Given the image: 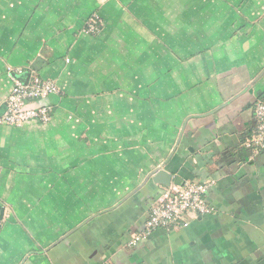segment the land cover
I'll return each instance as SVG.
<instances>
[{
  "label": "crops",
  "instance_id": "1",
  "mask_svg": "<svg viewBox=\"0 0 264 264\" xmlns=\"http://www.w3.org/2000/svg\"><path fill=\"white\" fill-rule=\"evenodd\" d=\"M199 1L0 0V116L15 79L61 88L50 122L0 126V264H264V0ZM158 169L213 179V212L130 247Z\"/></svg>",
  "mask_w": 264,
  "mask_h": 264
},
{
  "label": "built area",
  "instance_id": "2",
  "mask_svg": "<svg viewBox=\"0 0 264 264\" xmlns=\"http://www.w3.org/2000/svg\"><path fill=\"white\" fill-rule=\"evenodd\" d=\"M101 24L99 16H93L86 25V33L98 34ZM60 93L61 88L54 80L34 76L26 83L21 79H15L12 91L5 102V112L0 116V126L21 128L30 122L40 124L50 122L52 108L46 101ZM254 124L253 135L246 143V147L257 154L264 150V99L257 101L254 106ZM214 184L213 179H207L183 181L165 188L152 205L144 227L132 236L128 245L137 246L159 229L186 228L190 216L210 215L213 208L207 202L206 195Z\"/></svg>",
  "mask_w": 264,
  "mask_h": 264
},
{
  "label": "rangeland",
  "instance_id": "3",
  "mask_svg": "<svg viewBox=\"0 0 264 264\" xmlns=\"http://www.w3.org/2000/svg\"><path fill=\"white\" fill-rule=\"evenodd\" d=\"M182 3H183V6L185 8L187 5L190 4V0H183ZM239 3L240 2L238 0H231V1H228V2L215 1V0H211V1L205 0L204 2L199 1L198 7L204 6L206 8V6H208L212 10L216 9L218 11H221L223 8L225 9V7L229 6L230 8H232L234 10H237ZM167 4H168V7H167L168 9L169 8L174 9V8H176V5L178 6V3L176 4L175 1L167 2ZM92 15L95 16V15H99V14L98 13H93ZM89 19H87V21L85 22L83 28L81 29V31H80L81 34H87L85 30H86V25H87ZM248 25H249V23H248Z\"/></svg>",
  "mask_w": 264,
  "mask_h": 264
},
{
  "label": "water",
  "instance_id": "4",
  "mask_svg": "<svg viewBox=\"0 0 264 264\" xmlns=\"http://www.w3.org/2000/svg\"><path fill=\"white\" fill-rule=\"evenodd\" d=\"M24 82L28 83L29 82V79L28 80H25ZM156 176H154V181L157 182V183H161V184H164L166 186H170L171 183H172V174H168L167 172L161 170V169H158L156 171ZM167 178L165 181L164 178Z\"/></svg>",
  "mask_w": 264,
  "mask_h": 264
}]
</instances>
